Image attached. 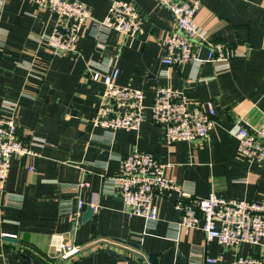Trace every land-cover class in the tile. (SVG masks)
<instances>
[{
    "label": "crops",
    "instance_id": "1",
    "mask_svg": "<svg viewBox=\"0 0 264 264\" xmlns=\"http://www.w3.org/2000/svg\"><path fill=\"white\" fill-rule=\"evenodd\" d=\"M69 1L85 4L89 18L76 51L54 57L46 46L54 29L50 11L34 0H0V118L15 120L32 152L11 159L0 189V264H58L50 242L59 237L77 244L98 240L64 264H151L148 254L156 264H206L208 257L232 264L237 251L263 255L260 244L244 243L236 251L206 239L200 228L184 230L176 193L153 196L156 220L129 216L116 178L126 155L147 152L193 197L212 193L264 205V164L238 156L234 136L242 125L264 122V0H200L195 23L207 42L226 44L230 56L208 61L203 45L196 50L201 61L180 66L161 61L175 23L156 0H121L142 19L141 31L127 36L102 24L116 0ZM114 66L118 85L144 94L145 121L138 130L92 124L104 90L92 75ZM166 87L212 102L208 138L166 144L163 129L149 119L156 90ZM82 180L87 185L80 187ZM87 208L92 215L82 220ZM102 240L120 246L112 250Z\"/></svg>",
    "mask_w": 264,
    "mask_h": 264
},
{
    "label": "built area",
    "instance_id": "2",
    "mask_svg": "<svg viewBox=\"0 0 264 264\" xmlns=\"http://www.w3.org/2000/svg\"><path fill=\"white\" fill-rule=\"evenodd\" d=\"M166 8L175 23V30L164 39L162 63L180 66L190 61H201L197 48L206 45V60L230 56L228 46L220 42H207L205 30L194 21L200 0L176 3L173 0H156ZM47 8L54 19V29L46 41L54 57L76 51L79 32L89 11L85 4L69 0H34ZM102 24L124 36L142 29V19L131 3L116 0L108 9ZM119 70L114 66L110 72H94L92 79L104 86L102 99L92 118V124L106 130H138L145 121L144 94L141 90L117 84ZM149 119L163 129L164 139L171 146L178 141H199L208 138L215 122V110L211 101H192L171 88H158L149 107ZM238 156L248 161L264 164V122L249 130L238 127ZM32 155L27 143L18 137L13 118H0V189L8 177L11 159ZM164 163L158 162L150 153L132 152L121 160L117 180V192L129 216L156 220L158 210L152 203L155 195L176 193L175 209L180 213L179 226L184 230L200 228L206 239L236 249L244 244H260L264 250V205L246 200H225L214 194L193 197L183 192L164 174ZM32 171L33 168L29 167ZM87 185L80 182V187ZM112 250L120 245L102 240ZM77 244L66 242L62 237L50 242V248L60 260L73 258L97 243ZM206 264H221L216 258H206ZM232 264H264V253L250 256L235 253Z\"/></svg>",
    "mask_w": 264,
    "mask_h": 264
},
{
    "label": "water",
    "instance_id": "3",
    "mask_svg": "<svg viewBox=\"0 0 264 264\" xmlns=\"http://www.w3.org/2000/svg\"><path fill=\"white\" fill-rule=\"evenodd\" d=\"M242 126H243L245 129L249 130L248 128H246V126H244V125H242ZM91 215H92V210H91L90 208H87V209H86V212H85L84 215H83L82 220H83V219H86V218H88V217H90ZM3 239H4L5 241H7V242H15V241H16L15 239H13V238H11V237H4ZM127 245H130V246H132V247H134V248H137V249L139 248L138 245H136V244H134V243H132V242H127ZM109 254L112 255V256L116 255V253L113 252V251H109ZM22 256H23L24 258H27V256L24 255V254H22ZM147 257H148V261H149L151 264H156V259H155V257L151 256L150 254H148ZM64 262H65V260H62V261H60L58 264H64Z\"/></svg>",
    "mask_w": 264,
    "mask_h": 264
}]
</instances>
